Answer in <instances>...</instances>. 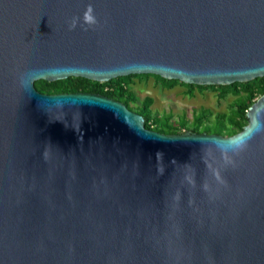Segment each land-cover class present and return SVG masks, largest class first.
<instances>
[{"label":"water","instance_id":"obj_1","mask_svg":"<svg viewBox=\"0 0 264 264\" xmlns=\"http://www.w3.org/2000/svg\"><path fill=\"white\" fill-rule=\"evenodd\" d=\"M129 74L264 76V0H0V264H264V94L235 134H166L34 85Z\"/></svg>","mask_w":264,"mask_h":264},{"label":"trees","instance_id":"obj_2","mask_svg":"<svg viewBox=\"0 0 264 264\" xmlns=\"http://www.w3.org/2000/svg\"><path fill=\"white\" fill-rule=\"evenodd\" d=\"M150 76H153L156 82L160 83L162 87L172 88L176 83L186 86V94L190 97L194 95L196 88L199 92H204L207 89L215 91L219 101L228 94L233 95L235 99L228 112L214 113L209 108H203L196 113L193 112L190 125L185 116L181 120H173L172 122L173 115L171 113L161 118L158 115L152 114L153 109L151 106L154 102L152 96H145L140 99L131 88L134 78L147 80ZM34 85L38 91L50 94L93 92L109 96L121 101L129 109L141 114L144 118L146 128L166 134L182 133L186 130H191L196 133H217L224 136L235 134L247 124L246 112L248 108L259 96L264 94V76L256 77L245 82L236 81L228 85L190 84L177 79H166L155 74H129L104 82L90 80L80 76H69L55 81L38 79L34 82Z\"/></svg>","mask_w":264,"mask_h":264},{"label":"rangeland","instance_id":"obj_3","mask_svg":"<svg viewBox=\"0 0 264 264\" xmlns=\"http://www.w3.org/2000/svg\"><path fill=\"white\" fill-rule=\"evenodd\" d=\"M131 88L140 99L145 96L154 98L151 106L152 114L161 118L171 113L173 115L172 122L181 120L185 116L189 125L192 122L193 112L196 113L203 108H209L214 113L228 112L235 99L233 95L228 94L219 101L215 91L207 89L204 92H199L196 88L194 95L190 97L186 94V86L176 83L172 88L162 87L153 76L147 80L134 78Z\"/></svg>","mask_w":264,"mask_h":264},{"label":"clouds","instance_id":"obj_4","mask_svg":"<svg viewBox=\"0 0 264 264\" xmlns=\"http://www.w3.org/2000/svg\"><path fill=\"white\" fill-rule=\"evenodd\" d=\"M85 20H86L88 23H92V22H94V19H93V17H92L90 14H86V16H85Z\"/></svg>","mask_w":264,"mask_h":264}]
</instances>
